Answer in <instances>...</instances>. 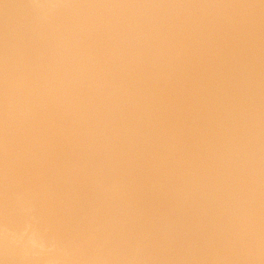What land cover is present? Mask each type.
<instances>
[{
	"label": "snow or ice",
	"instance_id": "1",
	"mask_svg": "<svg viewBox=\"0 0 264 264\" xmlns=\"http://www.w3.org/2000/svg\"><path fill=\"white\" fill-rule=\"evenodd\" d=\"M0 264H264V0H0Z\"/></svg>",
	"mask_w": 264,
	"mask_h": 264
}]
</instances>
